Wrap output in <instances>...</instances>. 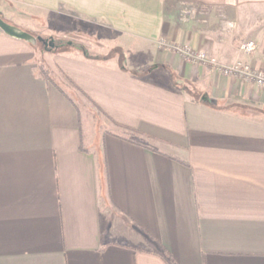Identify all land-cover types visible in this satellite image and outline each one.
I'll return each instance as SVG.
<instances>
[{"label":"crops","instance_id":"crops-1","mask_svg":"<svg viewBox=\"0 0 264 264\" xmlns=\"http://www.w3.org/2000/svg\"><path fill=\"white\" fill-rule=\"evenodd\" d=\"M15 1L129 37L152 64L55 60L117 129L91 148L36 47L0 31V264H264V89L161 45L264 70V0Z\"/></svg>","mask_w":264,"mask_h":264},{"label":"rangeland","instance_id":"rangeland-1","mask_svg":"<svg viewBox=\"0 0 264 264\" xmlns=\"http://www.w3.org/2000/svg\"><path fill=\"white\" fill-rule=\"evenodd\" d=\"M30 11L31 9L24 8L15 0H0V17H2L6 22L27 31L34 36L44 37L52 35L54 43L59 45L58 48L52 52L51 50H45L41 41L32 43L36 47L38 61L39 63H44L47 67L51 68L53 71L52 76L54 81L58 85L63 86V88H65L75 99L82 103V107L86 115L84 125L85 145L91 146V148H96V146L102 145L104 136L108 134L107 132L117 131L116 127L105 116L95 114L96 111L93 109V106H90L91 103L85 98L80 97L74 89L68 86L65 81V73L62 69H60V67L56 66L55 60L58 61L64 56L82 54L84 47L87 48L93 55H98L96 50L100 49L105 52L108 59L111 57H117V62H123L124 60L130 66L140 65L141 67L147 68L149 64H152L151 57L144 47L139 46L138 42H133L129 37L114 33L111 38L102 39V35H106L107 32H110L109 29L103 27L102 25H93V29L89 31L86 30V27L91 25H83V23L77 24L69 19L66 21L55 20V22L52 23L47 17L43 20L33 18ZM76 30L79 33L75 34ZM92 31L96 33V36L99 37L98 39L85 35V33L94 34ZM39 32H41L42 35L39 34ZM71 42L74 44L69 45ZM0 48H5V45L1 42ZM142 48L144 50H141ZM214 63L229 65L218 62ZM161 72H157L155 74L153 73V77H158Z\"/></svg>","mask_w":264,"mask_h":264},{"label":"built area","instance_id":"built-area-1","mask_svg":"<svg viewBox=\"0 0 264 264\" xmlns=\"http://www.w3.org/2000/svg\"><path fill=\"white\" fill-rule=\"evenodd\" d=\"M161 45L171 47L179 52L182 57L189 62H212L215 69L226 76L237 77L241 80L252 82L259 88L264 89V70L252 66L243 60H236L229 65L215 64L210 55L206 52L197 50L191 45L168 44L165 40H161ZM257 48V42L253 39H247L241 44V52L245 54L252 53Z\"/></svg>","mask_w":264,"mask_h":264},{"label":"trees","instance_id":"trees-1","mask_svg":"<svg viewBox=\"0 0 264 264\" xmlns=\"http://www.w3.org/2000/svg\"><path fill=\"white\" fill-rule=\"evenodd\" d=\"M35 73L40 76L41 78L55 84L57 86V88L60 89L61 92H63L66 97H68L72 103L75 105V107L77 108L79 115H80V120H81V131L83 132V126H82V103L80 101H78L77 99H75L65 88H63V86L58 85L53 78V71L51 68L47 67L44 63H38L37 66H35L34 68ZM65 81L68 84L69 87H71L72 89H74L78 95H80V97L85 98L88 102H90L92 104V106L94 108L97 109V113L101 114V115H105L106 113L80 88L78 87V85H76L67 75H65ZM117 126L121 127L124 129V131H122V133H117L116 135L121 136L125 139L128 140H134V135L136 134L135 130L132 129H128L126 127H123L122 125L116 124ZM135 141V140H134ZM171 157L180 160L183 163H187L185 160L180 159L179 157L176 156H172ZM171 257V255H170ZM172 258V257H171ZM173 260V259H172ZM172 262H175V260H173Z\"/></svg>","mask_w":264,"mask_h":264},{"label":"water","instance_id":"water-1","mask_svg":"<svg viewBox=\"0 0 264 264\" xmlns=\"http://www.w3.org/2000/svg\"><path fill=\"white\" fill-rule=\"evenodd\" d=\"M0 31L5 32L6 34L14 38L23 39L31 43L45 40V38L42 36H34L33 34L28 33L27 31H24L23 29L6 22L2 17H0ZM46 43H49L52 47L55 45L52 38L49 42L46 41Z\"/></svg>","mask_w":264,"mask_h":264},{"label":"flooded vegetation","instance_id":"flooded-vegetation-1","mask_svg":"<svg viewBox=\"0 0 264 264\" xmlns=\"http://www.w3.org/2000/svg\"><path fill=\"white\" fill-rule=\"evenodd\" d=\"M51 38H45V40L41 41L42 44L44 45V48L47 49V50H55L56 48H58V44L54 43L55 45L52 47L49 43L47 44V42L50 41Z\"/></svg>","mask_w":264,"mask_h":264}]
</instances>
